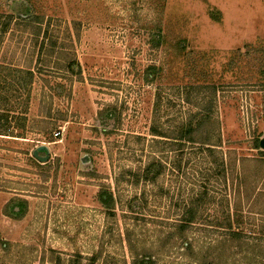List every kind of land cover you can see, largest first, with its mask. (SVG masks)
<instances>
[{"label":"rangeland","instance_id":"1","mask_svg":"<svg viewBox=\"0 0 264 264\" xmlns=\"http://www.w3.org/2000/svg\"><path fill=\"white\" fill-rule=\"evenodd\" d=\"M0 61V264H264V0H0Z\"/></svg>","mask_w":264,"mask_h":264},{"label":"trees","instance_id":"2","mask_svg":"<svg viewBox=\"0 0 264 264\" xmlns=\"http://www.w3.org/2000/svg\"><path fill=\"white\" fill-rule=\"evenodd\" d=\"M9 20V19H8ZM8 22H4V24H3V26H1V29H2V31H1V33H3L4 34V32L6 31V29H7V27H8ZM4 64V62L3 61H0V71H1V73L3 72V71H7V70H9V68L10 67H6V66H4L3 65ZM31 72L29 71V70H27V75H29V80H31V77H32V75L30 74ZM25 74H26V72H25ZM196 130V127H195V124H193V122L191 121V120H188V122H186L185 124H183L182 126H181V130H180V134H179V136H177V138H176V140H185V141H187V142H193L191 139L192 138H190V134L192 133V132H194ZM154 134L155 135H157L158 137H161L160 135L161 134H157V132L156 131H154ZM185 137V138H184ZM162 138H165V139H170L169 137H166V136H162ZM175 140V139H174ZM147 173H148V171L146 170L145 171V175H144V178L145 179H147L148 177L146 176L147 175ZM8 207V204L5 206V209ZM183 227V226H182ZM184 228V227H183ZM183 228H179L180 229V231H183ZM98 256V255H97ZM94 262H95V256H94V258L93 257H91L90 258V260H89V263L88 264H94ZM150 263V260L147 258H145V257H143V258H135L134 259V263L133 264H149Z\"/></svg>","mask_w":264,"mask_h":264},{"label":"water","instance_id":"3","mask_svg":"<svg viewBox=\"0 0 264 264\" xmlns=\"http://www.w3.org/2000/svg\"><path fill=\"white\" fill-rule=\"evenodd\" d=\"M259 145L264 148V140H261ZM40 154H43V156ZM32 157L40 163H46L49 160V150L45 145L38 146L32 151Z\"/></svg>","mask_w":264,"mask_h":264},{"label":"crops","instance_id":"4","mask_svg":"<svg viewBox=\"0 0 264 264\" xmlns=\"http://www.w3.org/2000/svg\"><path fill=\"white\" fill-rule=\"evenodd\" d=\"M258 39V38H257Z\"/></svg>","mask_w":264,"mask_h":264}]
</instances>
